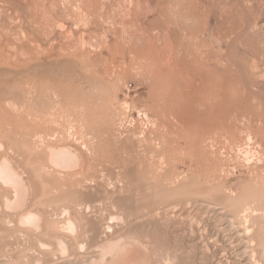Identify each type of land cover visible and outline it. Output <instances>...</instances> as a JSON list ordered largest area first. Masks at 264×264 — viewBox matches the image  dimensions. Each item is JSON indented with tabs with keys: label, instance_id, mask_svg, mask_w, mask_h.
<instances>
[{
	"label": "rangeland",
	"instance_id": "obj_1",
	"mask_svg": "<svg viewBox=\"0 0 264 264\" xmlns=\"http://www.w3.org/2000/svg\"><path fill=\"white\" fill-rule=\"evenodd\" d=\"M37 131L45 142L31 145ZM67 134L84 146L87 180L32 170L42 193L34 202L51 218L73 206L88 243L109 212L131 220L181 204V214L186 206L185 216L219 227L222 264H264V0H0V140L25 162L24 149ZM237 143L250 148L249 161ZM14 225L0 213L3 264L34 254L33 238Z\"/></svg>",
	"mask_w": 264,
	"mask_h": 264
},
{
	"label": "bare ground",
	"instance_id": "obj_2",
	"mask_svg": "<svg viewBox=\"0 0 264 264\" xmlns=\"http://www.w3.org/2000/svg\"><path fill=\"white\" fill-rule=\"evenodd\" d=\"M6 102H5V104H6ZM15 104H17V103H15ZM33 120H34V117H33ZM25 126H26V124H25ZM11 130H14V129H11ZM43 134H44V132L41 133L38 131L35 132L33 135L30 134V136L33 138L31 140V145H32V142L39 143V144L42 143ZM52 136H54V135H52ZM58 136H60V135H58ZM65 138H66L65 143H60L57 141H56V143H52V142L48 143L47 142V143H43V145L41 144L43 146V148H41L42 146L40 147V145H38L40 148H36V149H38V150L43 149L45 155L43 154L44 157H42V156L41 157L45 158V159H42V158L40 159L39 155H41V154H40V152H38V150L32 151V149L31 150H29V149L25 150L24 149V151L26 152V155L29 154V155H27V157H30V159L34 155L38 157V158L33 157L31 159L32 163L29 162V160H30L29 158H27L28 160H26L25 162L23 161L22 158H21L22 160H18L19 158L17 159V157L24 156V153H22V155H21L20 152H18V150H17L18 148L16 149L17 151H15V149H14L15 147L14 148L13 147L7 148L5 146V143L2 140H0V187L2 188V190L5 193L4 195L1 196L2 198L0 199V213L6 212L10 215H13V217H15V225L14 226L16 227V230L19 233L26 234L27 236L30 235L31 239L33 238V246H34L33 256H30V254H27L25 256L23 254H20V255H17V257H15V259L11 263H4V264H222L223 263V262L221 263V260L218 258V256L220 257L219 254L221 253L220 252L221 251V245H220V239H219L220 238L219 227H217L212 221H210L208 219H204L203 217H199L201 215L200 212H199V214H200L199 216H196V215L195 216H185V215H188V213H191V210H189V212H186L187 214L186 213H184L185 215L183 214L184 211L188 210V209H185L186 206L184 207L183 212L181 214L182 210L177 211L178 210L177 207L180 208L181 204L179 206L172 204L173 206L169 205V206H165L162 208L161 207L156 208L152 212L149 211L147 213H144L145 214L144 216H146V218H143L144 216H140L141 213L136 212L138 216H136L135 218L133 217L132 218L133 220L132 219L130 220L128 218V216L122 211L109 212L106 215V218H104L103 225L101 226L102 230L99 233L98 238L95 241H93L92 243L91 242L88 243V241L83 239V230L85 229L86 226H85V224L84 225L82 224L81 217L79 216L80 212L77 213L71 208L73 206L70 207L69 205H61L57 211H54L55 218H53L54 216L52 218L49 217L48 213H46L45 210L42 209L43 207H46L47 204H46V206H43V204H41L40 202L38 204L36 203L37 201L34 202L35 200H38V198L40 199V196L42 197V195H41L42 193L41 194L39 193V195H40L39 197L36 196V188L40 187L41 185H39L38 187L36 186L37 185L36 184L37 179L35 180L36 185L34 184L32 178H31L33 176L32 174H34V172L32 173V170L33 171L37 170L38 173L39 172L41 173V171L44 170L43 174L45 173V171H47V173L50 172V174L51 173L56 174V176L54 175L55 177H57V175L61 176V178L62 177L64 178V176L74 177V180L72 179V181L74 182V183L72 182V184H74V185L81 183L82 179L87 180L86 172L88 170H86L87 164H86V157L84 154V152H85L84 146L77 145V142L74 139L73 135L70 136V134H69ZM55 140H56V138H55ZM248 140L252 141L250 139V136L247 138V141ZM21 142L24 144L28 143V139L26 138V136L22 138ZM43 142H45V141H43ZM239 143H237L238 145H236V150L239 151L240 155L243 157L244 160L249 161V159H251L250 155L252 154L250 148L248 146L243 147ZM22 148H25V147L22 146ZM233 149H235V148H233ZM24 151H22V152H24ZM31 155H33V156H31ZM30 164H31V166L33 165L32 166L33 168L31 167L32 169L28 168V165H30ZM29 170L31 172H29ZM194 171L195 170H193V172ZM174 172L175 171H173V173ZM201 172H200V175H202L204 178V175L201 174ZM208 172H210L209 174H211V170ZM208 172H206L207 177H208V175H207ZM203 173L205 174V170ZM194 174H193V176H194L193 180L196 182L197 180H195ZM197 174H199V171L197 172ZM176 176H179V175H176ZM51 177H50V179H51ZM186 177H187V175H186ZM201 177H199V179H201ZM59 178L60 177H58V179ZM165 178H169V177H165ZM203 178L201 179L202 180L201 182H203V181L205 182L207 180V178H206V180H203ZM214 178L215 177L211 178V181H213V180L215 181L216 178L215 179ZM173 180H172V183H173ZM208 180H210V179L208 178ZM65 181L66 180L64 179V182ZM169 181L171 182V179L168 180V182ZM185 181L187 184L188 180H186V178H185ZM67 182H65V184ZM216 182H218V180ZM174 183H176V182H174ZM182 183H180V185ZM192 183L193 182H191V186H192ZM197 183L199 184V182H197ZM207 183L209 184V182H207ZM45 184L46 183H44V185ZM51 184L52 183H50V185ZM193 184H195V183H193ZM204 184H206V183H204ZM47 185L49 186V184H47ZM211 185H214V183ZM219 185H216V186H219ZM54 186H55V184H54ZM57 186H56V188H57ZM69 186H70V182H69ZM173 186L169 187V191H172V190H170V188L172 189ZM177 186H178V184H177ZM208 186H210V185H208ZM187 187L188 186H186V188ZM194 187L193 186H192V188L188 187L187 189H190V190L193 189L194 190ZM201 187L206 188L207 184L202 185ZM201 187H199V189H198V187H195V188H197L195 190H200V192H201L202 191L200 189ZM44 188H45V186H44ZM186 188L183 187L182 189H186ZM205 188H204L205 191L202 192V195H203V193L205 194V192L208 190V187L206 189ZM214 188L215 187H213V189ZM219 188H220V186H219ZM38 189L40 192V188H38ZM217 189H218V187H217ZM58 190H59V188H58ZM45 191H47V190L45 189ZM220 191L224 192L221 190V188H220ZM55 192H54V194H55ZM208 192H209V190H208ZM166 193H168V192H166ZM178 193L179 192H177V195H176L177 197H178ZM190 193H191V191H190ZM59 194H60V192H59ZM179 194H181V193H179ZM196 194L198 195L199 193L195 192L194 195H196ZM37 195H38V192H37ZM171 195H173L175 197V194H169V196H171ZM183 195H185V194H183ZM183 195L181 198H183ZM191 195H192V197L194 196L192 193H191ZM202 195H199L198 198H201ZM219 195H221V194H219V192H218V196ZM245 195L246 194L242 195V197ZM164 196H165V194H164ZM169 196H167V197H169ZM185 196H187V195H185ZM56 197H57V194L55 195V198ZM63 197H65V195ZM194 197L196 198L197 196H194ZM211 197H212V194H211ZM211 197L209 195L208 199L210 200ZM75 198H76V196H75ZM186 198H187L188 202L191 199V198L188 199V197H186ZM214 198H216V197H214ZM229 198H231V196ZM234 198H236V197H234ZM240 198H241V196H240ZM60 199H62V198L61 197L59 198V196H58L59 201H61ZM204 199L207 200V198H205V197H204ZM67 200H68V198H67ZM191 201H193V200H191ZM212 201H215V200L212 198ZM218 201H221L220 198L218 199ZM218 201L216 200L215 203H217ZM223 202H225V200ZM235 202H236V200H235ZM45 203H47V201ZM173 203H175V202H173ZM178 203H181V202H178ZM178 203H176V204H178ZM194 203L195 202H193V204ZM203 203H204V201H203ZM221 203L218 202L219 205ZM248 203H246L247 205L244 203L245 207H243L244 209L241 210V212L244 216V223L246 222V226H244V228L246 230H249V229H251L250 227H252V226H250V223H251L250 215H248V213H249L248 207L249 206L251 207V204H248ZM58 204L59 203L57 202V205ZM190 204H191V202H190ZM190 204H189V206H190ZM222 205L225 206V203ZM233 206H234V204H233ZM181 207H183V206L181 205ZM197 207H198V205H197ZM91 208H92V206L90 205V203H85L83 211H85V213H86V211L90 210ZM192 210H193V208H192ZM234 210L236 211L237 209L234 208ZM250 212H251V210H250ZM196 214H198V213H196ZM252 215L253 214L251 213V217H252ZM8 217H9V215H8ZM238 218L239 217H237V219ZM4 224H5V222H4ZM8 224H10L9 225L10 227L13 225L12 220H10V218L8 219L7 225ZM248 233H250V232H248ZM86 234H87V232H86ZM263 234H264V232H263ZM249 235L250 234H248V236ZM251 237L249 238L250 240H251ZM90 238L91 237H89L88 239L91 240ZM252 239H253V237H252ZM224 240H225V238H224ZM232 242H233V240H232ZM251 242H253V241L251 240ZM254 247L255 246H253V248ZM249 252H253V250L249 251ZM253 253H255V250ZM29 258H32V261L26 262L27 259H29ZM252 258L254 261V257H252ZM24 259H26L25 262H24ZM235 259H237V258H235ZM234 263H235V261H234ZM0 264H3V263H0ZM224 264H227V263H224Z\"/></svg>",
	"mask_w": 264,
	"mask_h": 264
}]
</instances>
